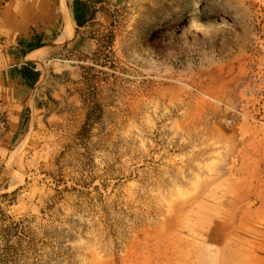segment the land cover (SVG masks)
Wrapping results in <instances>:
<instances>
[{"label":"rangeland","instance_id":"rangeland-1","mask_svg":"<svg viewBox=\"0 0 264 264\" xmlns=\"http://www.w3.org/2000/svg\"><path fill=\"white\" fill-rule=\"evenodd\" d=\"M4 1L0 195L22 189L1 206L29 222L0 264H264V114L243 91L264 70V0H91L66 41L57 2L24 61L32 1ZM27 61L33 88L12 72Z\"/></svg>","mask_w":264,"mask_h":264},{"label":"trees","instance_id":"trees-1","mask_svg":"<svg viewBox=\"0 0 264 264\" xmlns=\"http://www.w3.org/2000/svg\"><path fill=\"white\" fill-rule=\"evenodd\" d=\"M4 2H7V0ZM99 3L100 2H97L96 4ZM92 6L96 5L94 4ZM68 7L71 11L73 21L78 28L86 26L90 21L95 19L96 10H91L90 5L85 3L83 0H73V2ZM78 35L79 29H76V36ZM46 45L47 44L44 42V38L42 36L34 35L30 39L20 40L18 48L25 57L27 54L39 50ZM12 72L18 73L21 79L30 83V87L32 88L38 82L41 75L33 61H27L23 63L20 68H15L12 70ZM98 107L99 105L97 103L90 107L80 135H83L89 131L90 127L96 122L97 109H99ZM3 170L4 164H0V174L3 172ZM21 189L22 187H19L10 193H3L0 195V240L5 246H8L10 242H14L13 240L21 239L22 234H24L28 226V219L19 218L18 220H15L11 216L4 214L1 206V203L9 199H12L11 203H14Z\"/></svg>","mask_w":264,"mask_h":264},{"label":"crops","instance_id":"crops-1","mask_svg":"<svg viewBox=\"0 0 264 264\" xmlns=\"http://www.w3.org/2000/svg\"><path fill=\"white\" fill-rule=\"evenodd\" d=\"M31 1H32L31 3H28L27 1L26 4H23L21 6V8L23 7V12L26 15L22 19L17 18V20H15L16 28L15 27L14 28L17 31H25L26 29L33 27L36 32H32L31 34L32 37L34 35H39V36H42L43 38H46L47 36L46 33H49L51 29H55L58 23V12H57V6H56L57 2H59L60 4L61 11L64 16V20H63L64 26H63L62 31L64 30V28H65V32L67 31L68 22H70L71 24V30L69 31L70 32L69 36H65L64 35L65 32L63 35H61L62 33L61 31L60 32L61 36L57 39V41H59L60 39H63L64 41L71 40L72 37L74 39L76 37V29H79V32H80V30L85 27L84 26V27L78 28L75 25V28H74L73 26L74 21L72 18L71 11L68 7L73 2V0H31ZM83 1L90 5L91 10L92 9L97 10L95 15L97 16L100 15L98 10L100 9L101 3L97 4L96 6H92L94 5V3H92L91 0H83ZM10 26H11V22H10ZM22 37H26V36H21V38ZM36 51H33L27 54L25 57L22 54V58H21L22 61L27 59L28 56L35 53ZM21 65H23V62H21Z\"/></svg>","mask_w":264,"mask_h":264},{"label":"built area","instance_id":"built-area-1","mask_svg":"<svg viewBox=\"0 0 264 264\" xmlns=\"http://www.w3.org/2000/svg\"><path fill=\"white\" fill-rule=\"evenodd\" d=\"M243 91L245 99L258 107L259 114H264V70L261 68H257L256 71L252 70L248 81L244 85ZM238 114L242 116L241 112ZM236 120L237 116L230 118L227 121V125L232 126Z\"/></svg>","mask_w":264,"mask_h":264},{"label":"bare ground","instance_id":"bare-ground-1","mask_svg":"<svg viewBox=\"0 0 264 264\" xmlns=\"http://www.w3.org/2000/svg\"><path fill=\"white\" fill-rule=\"evenodd\" d=\"M69 20V19H68ZM71 30V24H70V22H68V29H67V31L65 32V36H69V34H70V31ZM35 56V55H34ZM30 58H31V55L29 56Z\"/></svg>","mask_w":264,"mask_h":264},{"label":"water","instance_id":"water-1","mask_svg":"<svg viewBox=\"0 0 264 264\" xmlns=\"http://www.w3.org/2000/svg\"><path fill=\"white\" fill-rule=\"evenodd\" d=\"M65 27H66V26H65ZM64 32H65V28H64V30L62 31L61 35H63V34H64ZM61 35H60V36H61Z\"/></svg>","mask_w":264,"mask_h":264}]
</instances>
